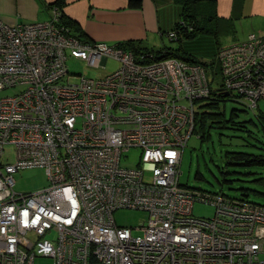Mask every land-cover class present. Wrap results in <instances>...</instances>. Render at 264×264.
Returning a JSON list of instances; mask_svg holds the SVG:
<instances>
[{"label": "built area", "instance_id": "1", "mask_svg": "<svg viewBox=\"0 0 264 264\" xmlns=\"http://www.w3.org/2000/svg\"><path fill=\"white\" fill-rule=\"evenodd\" d=\"M182 30L194 27L181 22L167 39L179 42ZM110 60L120 68L99 77L72 69L106 70ZM17 87L0 95V264H264L263 205L180 183L201 102H240L264 117V34L220 48L210 70L79 38L56 7L45 21L0 18V93ZM132 149L140 161L123 168ZM32 168L44 169L49 185L17 192L14 175ZM196 202L215 216L196 218ZM120 209L149 219L119 226Z\"/></svg>", "mask_w": 264, "mask_h": 264}, {"label": "crops", "instance_id": "2", "mask_svg": "<svg viewBox=\"0 0 264 264\" xmlns=\"http://www.w3.org/2000/svg\"><path fill=\"white\" fill-rule=\"evenodd\" d=\"M57 1L0 0V18L10 25L45 21ZM62 4L73 31L86 39L128 42L146 51L176 48L166 37L184 12L183 0H142L139 8L131 7L130 0H64ZM198 4V17L211 30L187 41L192 48L202 45L196 57L191 55L196 60L209 62L205 60L216 57L220 48L244 42L251 34H264V0H199Z\"/></svg>", "mask_w": 264, "mask_h": 264}, {"label": "rangeland", "instance_id": "3", "mask_svg": "<svg viewBox=\"0 0 264 264\" xmlns=\"http://www.w3.org/2000/svg\"><path fill=\"white\" fill-rule=\"evenodd\" d=\"M214 43L218 44L215 41ZM168 44L177 48L180 42H171L168 39ZM205 61H209L204 63H209L210 70L215 68L216 57ZM106 67V70H102L91 68L82 62L72 64V69L76 73L81 72L88 77H99L115 72L120 68V64L110 60ZM213 74L217 75L215 83L220 84L222 81V77L218 76L220 74L210 73V76L213 77ZM76 82L77 79H73V83ZM22 90L23 87L10 88L2 91L0 95L13 96ZM184 104L189 105L187 101ZM260 105L264 111V101H261ZM224 107L226 122H223V125H214L209 128L210 134L206 139H202L197 133L190 138L183 154L180 183L190 189L246 199L264 206V167L231 165L226 159L228 153L235 152L264 157V121L262 122L257 114L243 103L230 100ZM140 156L141 150L132 149L124 155L121 166L135 169ZM5 160L10 163L15 162V152L12 148L8 149ZM198 171L204 176V180L196 179ZM14 177L15 189L20 193L35 192L49 185L47 173L42 168L21 169ZM245 193H248V197L244 196ZM215 213L212 205L195 203L193 215L196 218L211 219ZM114 217L119 226L136 228L148 221L149 214L140 210L120 209L114 213ZM135 233L138 232L135 231ZM36 264H52V262L47 259H38Z\"/></svg>", "mask_w": 264, "mask_h": 264}, {"label": "trees", "instance_id": "4", "mask_svg": "<svg viewBox=\"0 0 264 264\" xmlns=\"http://www.w3.org/2000/svg\"><path fill=\"white\" fill-rule=\"evenodd\" d=\"M64 0H58L57 3H55L54 5L50 6L51 12L53 8H57L61 14V20L62 22L69 28L70 33L79 37V38H83L86 39L80 32H74L72 27L73 24L70 20L67 19L63 7H62V3ZM141 3L142 0H130V6L131 7H135V8H139L141 7ZM199 0H183V5H184V12L182 14L181 17V21L175 26L174 29H176L181 22H186L190 25H192L194 27L193 31H189V32H185L183 33V36L181 38L180 45L177 48H165V50L163 51H144L139 47L133 46L132 43H122L124 44L127 48H130L132 50H134L136 53H154V54H159L157 56V58H170V57H175V58H181L184 59L186 61H190V62H201L204 63L203 61L200 60H196L194 58L191 57L194 56L196 57V53H198L202 47V45H196L198 47H193L190 44H187V41L190 42L189 40L195 39L199 34H201L202 32H210V28H206L207 25H205V27L202 25V18L198 17V13L197 10L198 8H200V5L198 4ZM173 29V30H174ZM184 29V28H182ZM172 31V30H171ZM88 40V39H87ZM181 49L183 51L186 52V54H183L181 52ZM194 51V52H192ZM218 53V52H217ZM217 53L215 54V56H217ZM190 56H188V55ZM187 55V56H185ZM228 101L225 100H215V101H207V102H201L200 104V111L198 112L197 115V122H196V128H195V133H197L198 135H200V137L202 139H206L208 138L210 132H209V128L214 127V125L216 126H221L223 125V122H226L225 116H226V112L224 110V106L225 103ZM260 120L263 122L264 121V117H259ZM214 119H218L217 121H213ZM220 123V125H218ZM210 124V125H209ZM215 126V127H216ZM226 159L229 161V164L231 165H236V166H251V165H256V166H260V167H264V157H256L254 155L251 154H246V153H242V152H235V153H228L226 156ZM196 179L197 180H204V176L198 171L197 175H196ZM197 191H202V190H198V189H194ZM204 192V191H202ZM206 193V192H205ZM211 194V193H210ZM226 196V195H225ZM245 197H248V193H245L244 195ZM229 197V196H227ZM232 198V197H229ZM233 199H237V198H233ZM240 200L241 202H249V203H253L250 202L246 199H237ZM256 204V203H254ZM259 205V204H257Z\"/></svg>", "mask_w": 264, "mask_h": 264}]
</instances>
